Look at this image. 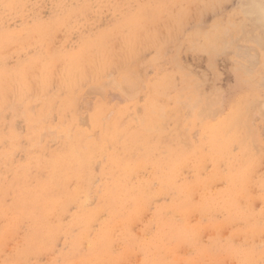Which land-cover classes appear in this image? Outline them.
I'll list each match as a JSON object with an SVG mask.
<instances>
[{
    "label": "rangeland",
    "instance_id": "374dc122",
    "mask_svg": "<svg viewBox=\"0 0 264 264\" xmlns=\"http://www.w3.org/2000/svg\"><path fill=\"white\" fill-rule=\"evenodd\" d=\"M251 1L0 0V264H264Z\"/></svg>",
    "mask_w": 264,
    "mask_h": 264
},
{
    "label": "bare ground",
    "instance_id": "6f19581e",
    "mask_svg": "<svg viewBox=\"0 0 264 264\" xmlns=\"http://www.w3.org/2000/svg\"><path fill=\"white\" fill-rule=\"evenodd\" d=\"M262 1V3L264 4V0H261ZM261 1H259V0H253V1H251L250 2V4L247 6V8H246V12H247V14L248 15H250L251 16V20L253 21L254 20V22L253 23H255L254 25L256 26V28H258L259 29V32H261L262 30L264 31V5L261 3ZM244 10V9H243ZM247 19H248V17H247ZM250 20V21H251ZM249 21V22H250ZM251 21V22H252ZM253 25V26H254ZM254 28V27H253ZM251 29V28H250ZM242 31L244 30V29H241ZM261 30V31H260ZM250 31V30H249ZM252 31H254V30H252ZM262 31V32H263ZM246 34H248V31L246 30ZM261 32V33H262ZM264 33V32H263ZM243 34V33H242ZM245 33H244V36L246 35ZM243 36V37H244ZM240 37H242V36H240ZM246 37V36H245ZM259 37H263L262 36V34H260V36ZM256 38H257V35H256ZM243 39V38H242ZM249 39V38H248ZM236 40V39H235ZM238 40V43H239V39H237ZM237 40H236V42H237ZM253 40V39H252ZM251 40V41H252ZM256 41V40H255ZM255 41H253V42H255ZM257 41H259V40H257ZM234 44H236V43H234ZM260 44H262L263 45V41L262 42H259V45ZM259 47V46H258ZM264 47V46H263ZM262 47V48H263ZM252 48V47H251ZM230 49V48H229ZM254 49V48H253ZM263 50H264V48H263ZM246 51V50H245ZM247 51H249L248 49H247ZM245 54H248V53H245ZM258 54V53H257ZM257 54H256V56H257ZM250 54H248V56H249ZM246 56V55H245ZM255 57V55L253 56V58ZM251 59V58H250ZM249 59V60H250ZM254 59H257V57L256 58H254ZM253 59V60H254ZM255 61V60H254ZM249 62V61H248ZM256 65V64H255ZM247 70V69H246ZM250 71H252V70H250ZM206 77V76H205ZM114 80V79H113ZM112 80V81H113ZM262 81V80H261ZM105 83V82H104ZM102 84H103V82H102ZM134 84V83H133ZM116 85H117V83H116ZM118 87H119V85H117ZM126 86V85H125ZM101 88H102V86H101ZM100 88V89H101ZM217 169V168H216ZM186 185V184H185ZM166 192V191H165ZM206 194V193H205ZM181 198V197H180ZM118 202V201H117ZM131 208V207H130ZM127 211V210H126ZM182 214H180V216H181ZM179 216V217H180ZM113 217V216H112ZM152 217V216H151ZM176 218V217H175ZM174 218V219H175ZM114 219V218H113ZM153 221V220H152ZM176 223V222H175ZM191 223V222H190ZM253 224V223H252ZM218 226V225H217ZM246 226H248V225H246ZM118 227H119V225H118ZM188 228V227H187ZM164 230V229H163ZM177 230V229H176ZM117 231V230H116ZM247 232H249V230H247ZM258 232V231H257ZM143 233H145V232H143ZM142 233V235H144ZM168 234V233H167ZM256 234H258V233H256ZM255 235V234H254ZM173 236H175V235H173ZM114 237V236H113ZM140 237V236H139ZM147 237V236H146ZM175 237H177V236H175ZM145 238V237H144ZM151 238V237H150ZM149 240V239H148ZM147 240V241H148ZM155 240V239H154ZM175 240H176V238H175ZM90 242V241H89ZM157 242V241H156ZM139 243H140V241H139ZM171 243V242H170ZM251 243V242H250ZM254 244V243H253ZM90 246V245H89ZM230 247V246H229ZM180 248H182V247H180ZM169 249H171V248H169ZM186 249V248H185ZM232 252V251H231ZM162 253V252H161ZM169 254H170V252H169ZM138 255V254H137ZM140 255V254H139ZM143 255V254H142ZM124 256V255H123ZM207 256V255H206ZM261 257V256H260ZM167 258V257H166ZM263 258V257H262ZM139 259H140V257H139ZM175 259H177L176 257H175ZM175 259H173V260H175ZM183 259V258H182ZM141 260V259H140ZM90 261H91V259H90ZM139 261V260H138ZM205 261H206V259H205ZM235 262V261H234ZM240 262V261H239ZM113 264V263H112ZM138 264V263H137ZM234 264V263H233Z\"/></svg>",
    "mask_w": 264,
    "mask_h": 264
}]
</instances>
